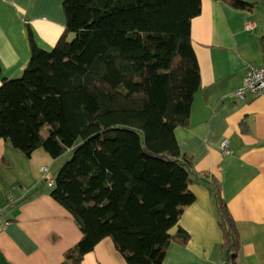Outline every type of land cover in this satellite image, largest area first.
<instances>
[{"label":"trees","instance_id":"obj_1","mask_svg":"<svg viewBox=\"0 0 264 264\" xmlns=\"http://www.w3.org/2000/svg\"><path fill=\"white\" fill-rule=\"evenodd\" d=\"M215 1L264 7V0ZM62 5L65 32L55 45L42 50L31 40L21 74L1 81L0 138L26 156L37 148L51 159L70 155L50 192L81 231L68 258L78 262L109 236L127 264H165L168 230L195 200L192 165L173 131L187 125L200 87L189 32L200 0ZM209 184L221 248L235 264V224Z\"/></svg>","mask_w":264,"mask_h":264},{"label":"crops","instance_id":"obj_2","mask_svg":"<svg viewBox=\"0 0 264 264\" xmlns=\"http://www.w3.org/2000/svg\"><path fill=\"white\" fill-rule=\"evenodd\" d=\"M199 7L189 32L200 87L187 125L173 131L192 165L188 189L195 200L168 230L164 263L231 264L221 248L222 231L209 189L214 181L235 224V264H264V92L243 100L233 93L247 64H264V10L257 11L264 7L256 3L237 9L215 0H200ZM63 11L62 0H0V84L21 74L31 40L42 50L55 45L65 32ZM223 139L231 153L221 152ZM59 158L51 159L42 148L26 156L0 138V206L2 219L9 222L0 229V264H127L109 236L78 262L66 256L81 231L52 199V187L41 175L42 166L51 173ZM179 228L188 234L186 241Z\"/></svg>","mask_w":264,"mask_h":264},{"label":"built area","instance_id":"obj_3","mask_svg":"<svg viewBox=\"0 0 264 264\" xmlns=\"http://www.w3.org/2000/svg\"><path fill=\"white\" fill-rule=\"evenodd\" d=\"M250 23H245L244 29L250 28ZM264 92V64L262 65H254L247 64L244 77L242 79V83L235 88L234 96L238 99H246V98H257ZM228 140L223 139L220 142L221 152L225 155L231 153V149L228 146ZM48 167H41V175L44 179V184L47 187H52L54 185V179L51 177H47ZM3 207L0 206V229L6 225H8L7 220L2 219Z\"/></svg>","mask_w":264,"mask_h":264},{"label":"rangeland","instance_id":"obj_4","mask_svg":"<svg viewBox=\"0 0 264 264\" xmlns=\"http://www.w3.org/2000/svg\"><path fill=\"white\" fill-rule=\"evenodd\" d=\"M262 10H264V9L260 8V10H257V11H260V12H261ZM262 12H263V11H262ZM71 38H72V37L69 36L68 40L70 41ZM18 76H19V75H18ZM69 156H70V155L66 153V154H63L59 159H57V160L55 161V162H56V163H55L56 165H53V167L51 168V171H50L51 173H49V172H48L49 174L47 173L48 176L51 174L50 176L54 177V176L56 175L55 173H56V170H57V168H58L57 166H60V165L62 164V162H63L65 159H67ZM58 164H59V165H58Z\"/></svg>","mask_w":264,"mask_h":264}]
</instances>
